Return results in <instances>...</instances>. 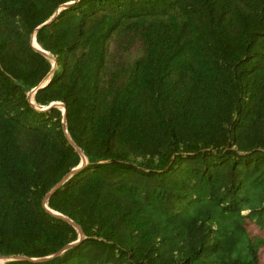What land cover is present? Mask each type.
<instances>
[{
  "label": "trees",
  "instance_id": "trees-1",
  "mask_svg": "<svg viewBox=\"0 0 264 264\" xmlns=\"http://www.w3.org/2000/svg\"><path fill=\"white\" fill-rule=\"evenodd\" d=\"M263 231L264 0H0L2 264H264Z\"/></svg>",
  "mask_w": 264,
  "mask_h": 264
},
{
  "label": "water",
  "instance_id": "water-1",
  "mask_svg": "<svg viewBox=\"0 0 264 264\" xmlns=\"http://www.w3.org/2000/svg\"><path fill=\"white\" fill-rule=\"evenodd\" d=\"M59 11V10H58ZM55 16V15H54ZM54 16L51 18V19H53L54 18ZM50 19V20H51ZM49 20V21H50ZM49 21H47L46 23H44V24H42L41 26H39L37 29H36V32H37V30L40 28V27H42L43 25H45V24H47ZM36 32L35 33H33V35H32V44H33V46L38 50V51H40L41 53H43L44 55H46L47 57H49L50 59H52V55L49 53V52H47L45 49H43L39 44L38 45H35L34 44V40L37 42V40H36ZM38 43V42H37ZM56 67H57V62H56V59H55V57H54V65H53V68H52V71L47 75V77H45L40 83H39V85L38 86H36L33 90H32V92H31V98H33L34 97V95H35V93L40 89V88H42V87H44V86H46L48 83H49V81H50V78H51V76L53 75V72H54V70L56 69ZM53 105H63V107H64V114H65V105L64 104H62L61 102H54V103H52V105L51 106H53ZM65 116V115H64ZM64 122H66V118L64 117ZM71 142H72V144L74 145V147L77 149V151L81 154V156H82V163L78 166V167H76V168H74L67 176H65L60 182H58L46 195H45V197H44V206L49 210V211H51L53 214H55V215H57V216H60L61 218H64V219H66V220H68V221H70L73 225H75L76 227H77V229L80 231V235H81V237H80V239L79 240H77V241H75V242H72V243H69L68 245H66L62 250H60V251H58L57 253H55L54 255H52V256H57V255H60L61 253H63L65 250H67V249H69L70 247H72L73 245H75V244H77V243H79L81 240H83L84 239V233H83V230H82V228L78 225V224H76L73 220H71V219H69L68 217H66V216H64L63 214H61V213H59V212H55V211H53V210H51V209H49L48 208V206H47V200L67 181V180H69V178L75 173V172H77L79 169H81L85 164H87L88 163V158L86 157V155L84 154V152L80 149V147L79 146H77L72 140H70ZM52 256H49V257H46V258H43V259H48V258H51ZM17 259H30L29 257H26V256H0V261H7V260H17Z\"/></svg>",
  "mask_w": 264,
  "mask_h": 264
},
{
  "label": "rangeland",
  "instance_id": "rangeland-1",
  "mask_svg": "<svg viewBox=\"0 0 264 264\" xmlns=\"http://www.w3.org/2000/svg\"><path fill=\"white\" fill-rule=\"evenodd\" d=\"M53 62H54V56L52 57V59H51ZM54 65V64H53ZM61 108H63L64 109V107H63V105H59ZM262 233H264V231L262 232ZM261 256H262V258L264 259V249L262 250V252H261ZM4 261L2 260V261H0V264H2Z\"/></svg>",
  "mask_w": 264,
  "mask_h": 264
},
{
  "label": "bare ground",
  "instance_id": "bare-ground-1",
  "mask_svg": "<svg viewBox=\"0 0 264 264\" xmlns=\"http://www.w3.org/2000/svg\"><path fill=\"white\" fill-rule=\"evenodd\" d=\"M34 44L36 45L37 44V42L34 40ZM38 45V44H37Z\"/></svg>",
  "mask_w": 264,
  "mask_h": 264
}]
</instances>
